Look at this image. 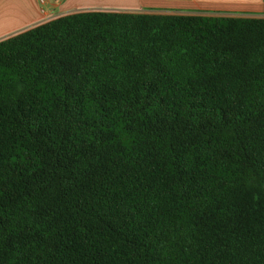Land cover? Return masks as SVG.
<instances>
[{
	"label": "trees",
	"instance_id": "obj_1",
	"mask_svg": "<svg viewBox=\"0 0 264 264\" xmlns=\"http://www.w3.org/2000/svg\"><path fill=\"white\" fill-rule=\"evenodd\" d=\"M0 264H264V16L0 40Z\"/></svg>",
	"mask_w": 264,
	"mask_h": 264
},
{
	"label": "crops",
	"instance_id": "obj_2",
	"mask_svg": "<svg viewBox=\"0 0 264 264\" xmlns=\"http://www.w3.org/2000/svg\"><path fill=\"white\" fill-rule=\"evenodd\" d=\"M108 0H45L41 5L38 0H0V40L20 32L27 31L54 18L78 13L91 3ZM233 1L235 4H232ZM87 4V5H86ZM95 5V4H94ZM101 5V4H100ZM247 8H244L246 7ZM44 7L48 15L40 12ZM115 8L97 10H116L117 12H161V13H197L206 15L246 16L244 12L264 14V7L256 0H124ZM88 10H94L89 7ZM239 10L235 13L230 10ZM94 10V11H97ZM87 11V10H86ZM212 12L213 14H210ZM214 12H222L214 14ZM264 16V15H255Z\"/></svg>",
	"mask_w": 264,
	"mask_h": 264
},
{
	"label": "rangeland",
	"instance_id": "obj_3",
	"mask_svg": "<svg viewBox=\"0 0 264 264\" xmlns=\"http://www.w3.org/2000/svg\"><path fill=\"white\" fill-rule=\"evenodd\" d=\"M57 1H60V0H57ZM122 1L124 0H108V2L106 1H101V2H98V3H91V4H86L87 6H83L84 8H79V11L82 12V11H86L88 9H90L89 7H94V10H97V9H109V8H115L113 6H116L119 5V3H121ZM256 2H261L262 3V6L264 7V0H256ZM232 4H235L233 1H231ZM95 4V5H94ZM101 4V5H100ZM244 8H247L244 7ZM230 11H233L235 13H239L240 11L239 10H235V9H231ZM217 13H222V12H214V14H217ZM210 14H213L212 12H210ZM243 14H248V15H251V16H255V15H264L263 13H259V14H253L251 12H244Z\"/></svg>",
	"mask_w": 264,
	"mask_h": 264
},
{
	"label": "built area",
	"instance_id": "obj_4",
	"mask_svg": "<svg viewBox=\"0 0 264 264\" xmlns=\"http://www.w3.org/2000/svg\"><path fill=\"white\" fill-rule=\"evenodd\" d=\"M38 1L41 5H43L45 3V0H38ZM40 12H41V14H43L45 16L48 15V12L44 7H41Z\"/></svg>",
	"mask_w": 264,
	"mask_h": 264
}]
</instances>
